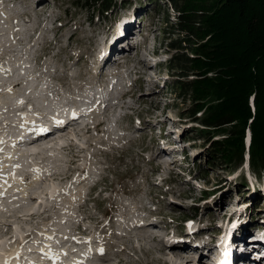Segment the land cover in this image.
Instances as JSON below:
<instances>
[{
	"label": "rangeland",
	"instance_id": "rangeland-1",
	"mask_svg": "<svg viewBox=\"0 0 264 264\" xmlns=\"http://www.w3.org/2000/svg\"><path fill=\"white\" fill-rule=\"evenodd\" d=\"M101 3L107 4V12L100 9ZM167 12L170 22L166 20ZM176 15L170 0H0V74H5L0 83L22 81L17 88L0 90V102H8L0 105L1 138L6 132L2 131L4 124L10 123L5 121L26 122L21 119L24 114L19 113L22 107L26 114L23 120L43 118L50 123L60 118L53 119L54 112L61 113L64 106L73 109L87 93L107 101V106L105 102L90 105L94 109L101 107L91 118L96 120L94 124L102 121L103 125L81 134L70 128L74 132L64 130L63 136L52 135L31 143L32 147H51L50 154L45 151L29 155L31 161L23 168L15 164L16 181H11L10 187L3 185L13 175L6 176L8 168L2 170L4 173L0 171V262L4 259L0 264L21 261L19 252L32 250V242L38 237V241L48 239L53 245L51 238L67 239L71 233L81 236L90 231L99 239L95 249L107 258L99 263L97 256L95 263L184 264L192 256L170 248L164 251L160 248L164 246L162 239L145 235L157 232L161 238L172 239L181 234L182 220L189 216L196 220V226L202 219L206 227L198 231H220L218 224L226 227L235 208L247 209V226L254 231L264 223V172L254 170L246 153L241 166L222 161L208 165L214 146L209 143L226 137L227 132L212 134L205 141L207 135L200 132L207 126L196 120L202 111L193 118L191 98L180 95L183 90L179 81L194 80L196 65H190L193 72L187 76L165 66L166 59L179 54L169 45L178 35L164 33L165 29L171 30ZM135 21L133 32L143 28L142 36L149 32L150 25L155 24V28L148 34L147 46H139L135 39L127 40L125 45L131 46L128 52L119 48L124 43L116 40L117 29ZM153 46L158 48L155 57ZM166 52L168 58L160 56ZM8 64L16 69L14 76L1 71ZM125 92L128 95L123 97ZM3 106L9 111L1 110ZM30 123L27 132L37 129L33 126L36 122ZM17 125L12 126L13 132L22 129ZM161 125L169 133L167 140L182 144L185 141L181 147L189 150L187 158L163 156L167 147L162 146L166 140L161 138L165 135L159 130ZM70 134L77 137L75 142L70 141ZM249 137L250 131H246L244 143L250 141ZM13 138L7 144L18 155L28 156L32 147L18 144ZM7 149L11 150L9 146ZM31 172H38L44 179L30 182V177L34 179ZM79 177L86 178L80 181ZM102 185L106 187L98 188ZM64 190L76 195L69 201L66 197L58 199L61 194L57 198L49 194L66 193ZM9 193L17 200L4 197ZM22 205L37 213L19 216ZM195 209L202 214L195 213ZM152 218L154 222L149 224ZM243 218L242 213L240 219ZM137 222L141 225L133 228ZM26 238L31 240L20 246ZM47 253L45 257L38 252L32 255L49 262L52 258ZM181 257L185 262H176Z\"/></svg>",
	"mask_w": 264,
	"mask_h": 264
},
{
	"label": "trees",
	"instance_id": "trees-1",
	"mask_svg": "<svg viewBox=\"0 0 264 264\" xmlns=\"http://www.w3.org/2000/svg\"><path fill=\"white\" fill-rule=\"evenodd\" d=\"M170 1L177 15L164 33L178 35L170 37L169 45L179 54H172L165 66L187 76L190 65H196L194 80L179 81L180 95L191 98L193 118L202 111L196 120L207 126L200 132L207 135L205 141L227 132L209 143L214 146L208 165H241L250 128L251 166L264 172V0ZM100 9L107 12V4L101 3ZM169 17L167 12L168 22ZM253 95L255 111L250 104Z\"/></svg>",
	"mask_w": 264,
	"mask_h": 264
},
{
	"label": "bare ground",
	"instance_id": "bare-ground-1",
	"mask_svg": "<svg viewBox=\"0 0 264 264\" xmlns=\"http://www.w3.org/2000/svg\"><path fill=\"white\" fill-rule=\"evenodd\" d=\"M134 26H136V25H134ZM123 33H122V35H120V37H122V40L123 41H126V33L124 32V31H122ZM115 38V37H114ZM147 42H148V40H147V38L144 40V42L142 43V45H146L147 44ZM144 59V60H143ZM142 60L143 61H147L146 60V58H143ZM15 68H12L9 64L7 65V66H5V68H2L1 69V71L2 72H7V74H8V76H13V74L15 73ZM143 71V70H142ZM1 72V73H2ZM3 74V73H2ZM0 74V76H3V75H5V74ZM10 78V77H9ZM22 84V81H17V82H10V81H5L4 83H0V90L2 89V87H9V88H17L18 86H20ZM12 90V89H11ZM112 91V90H111ZM17 92V91H16ZM2 93H4V92H2ZM10 97H12V98H14L12 95L10 96ZM3 102V101H2ZM0 102V105H2L3 103H5V104H7L8 102ZM26 103V102H25ZM106 103V102H105ZM21 104V102L19 103V104H17V106H19ZM4 106H7V105H4ZM3 106V107H4ZM8 107V106H7ZM97 107V106H96ZM67 108L66 106H64V107H61V113H57V112H54L53 114H52V116H53V119L54 118H57V117H60V118H58V120H54V122H65L66 121V119H65V116H64V113L66 112L65 111V109ZM92 108V107H91ZM1 110H7V111H9V108L7 109V108H5L4 107V109H1ZM17 110H18V108H17ZM21 112H19V113H21V114H24V116L26 115L25 114V111H24V107H22V109H19ZM74 112H72V116H71V118H74V119H76L75 118V115H78V112L79 111H76V110H73ZM9 115V117H16L14 114L11 116L10 115V113H8ZM80 114V113H79ZM84 114V113H83ZM82 114V115H83ZM49 115H51V114H49ZM24 116H22L21 117V119H22V121H26L25 123H23V122H19V121H16L15 119L13 120V121H5V123L6 122H10L8 125L7 124H4V130H2L3 132H5V135L1 138L0 137V164H1V169L3 170V169H5V168H8V170H7V172H9V175L6 173V176H11V175H13V177H11V178H9L8 179V181L3 185V188H5L6 186H8V187H10L11 185H10V182L11 181H16L15 179H14V172H15V164H17V166H19V165H22V168H23V166H25L26 164H29V163H27V161H31L30 160V157H29V155H31V154H40V153H43V152H45V151H47V153H49L48 151H50V149H51V147H45V146H43L42 148H40V147H38V146H34V147H32V144H33V142L35 141V142H39V141H43V140H45L46 138H47V135L46 134H40V135H38V136H36L35 138H32V139H27V140H25V137H24V135H22V133H20L21 135L19 136V137H14L16 140H17V142H18V144H20V143H22V144H25V145H28V146H30V147H32L31 149H30V151H27V153H28V156H27V154H17V152L15 151V149L14 148H12L9 144H7V141H10L12 138H13V134H12V136H11V129H12V126L13 125H11V124H14V126H16V124H20V127L22 128V129H27L30 125H32V123H30V122H36V125H33V126H36V128H37V130H43V129H45V128H47L48 126L47 125H49V123H48V121L47 122H45V121H43L44 119L43 118H38V119H28V120H23V118H25ZM77 119H82V116H78V118ZM6 125V126H5ZM40 125V126H39ZM9 126H11V128L9 127ZM18 126V125H17ZM23 126V127H22ZM78 126H80V128L78 127ZM81 126H83V127H81ZM90 125H84L83 124V122L82 123H80L79 124V122H76L73 126H72V128H73V130L74 131H76V133H79V134H81V132H83V131H88V129L90 128L89 127ZM19 127V126H18ZM57 130H60V134L58 135V137L59 136H63L64 135V132H63V130H65V128H63V129H57ZM72 129H69L68 128V132H71L72 133V131H73ZM73 131V132H74ZM1 134V133H0ZM127 134V133H126ZM65 137V136H64ZM10 138V139H9ZM13 138V139H14ZM62 138V137H61ZM2 139V140H1ZM77 139V137L76 136H73L72 134H70V141H72V142H75V140ZM15 141V140H14ZM17 142L15 143V144H17ZM32 143V144H31ZM7 144V145H6ZM69 144H71V143H69ZM7 146H9V148L11 149V150H8L7 149ZM63 146H65V147H67L66 145H63ZM36 147H38V148H36ZM50 148V149H49ZM50 154V153H49ZM163 154H164V151H163ZM12 160H13V162H12ZM166 165H169V163L168 164H165V166ZM84 170L85 169H83L82 171L84 172ZM22 171H24V170H22ZM3 172V171H2ZM4 172H6V171H4ZM3 172V173H4ZM25 172V171H24ZM20 175H24V173L23 172H21V174ZM31 175L34 177V179L33 178H31L30 177V179L28 178V177H26L27 178V180L29 179L30 180V182L33 180V183H35V182H37L39 179L40 180H43L44 179V176H42V178H41V174H39L38 172H31ZM5 176V177H6ZM4 177V176H3ZM40 177V178H39ZM21 178V177H20ZM86 178V177H85ZM84 178V179H85ZM78 179H81L80 181H82V180H84L83 178H78ZM18 181V180H17ZM20 182H21V180H20ZM40 182V181H39ZM39 182H37V183H39ZM16 183V187H19V183L18 182H15ZM32 183V184H33ZM52 184V183H51ZM23 185V184H22ZM53 191V190H52ZM68 191V190H67ZM66 190H64V192H66V193H61V192H59V193H49L50 194V196L51 195H54L53 196V198H57L58 197V195H60L61 197L60 198H58V199H65V197L67 198V199H69V201H70V198H72V195H74L76 192H74V193H71L72 195H69V193L67 192ZM49 192H50V190H49ZM7 193V192H6ZM63 195H66V196H63ZM76 195V194H75ZM25 196H28V195H25ZM4 197H8L9 198V200H11V201H13V200H17V196H15V195H13V194H11L10 195V193H9V195H5ZM41 197V196H40ZM32 198H34V197H32ZM37 198H39V195H38V197ZM31 199V198H30ZM73 199V198H72ZM39 200H42V198H40ZM38 200V201H39ZM77 200V199H76ZM5 202V201H4ZM12 203V202H11ZM40 203V202H39ZM43 203V202H42ZM36 204V203H35ZM34 204V205H35ZM49 204V203H48ZM22 207H23V209L21 210L22 212H19V214H21V215H19V216H24L25 218L26 217H31L33 214H36L37 212L35 211V212H33V213H31V212H29V211H32L33 210V208L32 207H26V206H23L22 205ZM38 208V207H37ZM153 216V215H152ZM21 218V217H20ZM149 224H151V223H153L154 222V220H153V218L152 219H150L149 220ZM141 224H138V223H136V225H135V227H133V228H137L138 226H140ZM86 231H87V229H86ZM72 234V237L70 238L69 236H67V239H60V240H57L56 239V237H54V238H51V240H54V246L51 244V242L47 239H45L44 241H38V239H39V237L37 238V239H35L34 240V242H32V244L34 245L33 246V248H31L32 250H27V251H23V252H19V254H18V256H20V258L19 259H21L22 261H23V256L26 258L25 260H24V262L26 261V260H29V263L28 264H34V262L33 261H35V262H39V264H42L43 262L42 261H44V263L43 264H84V263H82L81 261L82 260H86V261H88V259H87V257H84L85 256V254H84V251L83 250H81V249H83V248H86L87 247V249L88 250H91V251H95L94 249L96 248V246H94L96 243H98V241H99V239H97L96 237V235L95 234H93L92 233V231H90V233H84V235H77V232L75 233V234H73V233H71ZM23 236V235H22ZM34 236V235H33ZM65 236V235H64ZM145 236H147V237H151V238H153V239H155V238H159V236H160V234H155L154 232H151V234H146ZM35 237V236H34ZM33 237V238H34ZM83 238V239H82ZM22 239H23V237H22ZM171 239V238H170ZM31 240V239H30ZM29 239H24V240H22L21 241V239H20V246H22L25 242H27V241H30ZM254 240H252L251 241V243H250V245H252V242H253ZM78 244H81L82 246H84L83 248L82 247H80V246H78ZM171 244V243H170ZM164 246H161L160 248L162 249V250H166L167 248H169V247H171V248H175V249H171L172 251H175L177 248L176 247H173V246H169V245H166V244H163ZM172 245V244H171ZM227 245V244H226ZM237 246H240V245H237V244H233L232 243V247H233V249L235 248V247H237ZM183 249V248H182ZM185 250V249H184ZM183 250V251H184ZM22 251V250H21ZM55 251H56V253H55ZM233 251H236L237 252V250H233ZM14 252V251H13ZM33 252H38V253H40V254H43V256L44 255H46V254H44V253H46V252H48L47 254H49V256L52 258V260L51 261H49L48 262V260H42V258L41 259H39V258H36V259H33V257L31 258V254H33ZM187 252V251H186ZM182 252L181 254H186V255H189V253L187 252ZM97 253V252H96ZM14 254H16V252H14L13 253V255ZM21 254V255H20ZM82 254V255H81ZM95 253H91V256L92 255H94ZM38 256V255H37ZM57 256V257H56ZM9 257H10V254H9ZM15 257H16V255H15ZM22 257V258H21ZM45 257V256H44ZM80 257H82V258H80ZM184 257H187V256H184ZM184 257H181V258H179V260H177L176 262H178V261H182V260H180V259H183V261H184ZM14 258V257H13ZM15 259V258H14ZM18 259V258H17ZM82 259V260H81ZM91 259V258H90ZM105 259H107L106 257H102L101 255H100V257H99V263H101L102 261H104ZM191 260L192 259H188L187 260V262L186 263H184V264H188V263H190L191 262ZM3 261H4V259H3ZM2 261V262H3ZM12 261V260H11ZM2 262H0V263H2ZM185 262V261H184ZM11 263V262H10ZM18 263H20V261L19 260H15V261H13V264H18ZM99 263H96V264H99ZM222 263H225V261H222ZM4 264V263H3ZM21 264V263H20ZM26 264V263H25Z\"/></svg>",
	"mask_w": 264,
	"mask_h": 264
}]
</instances>
